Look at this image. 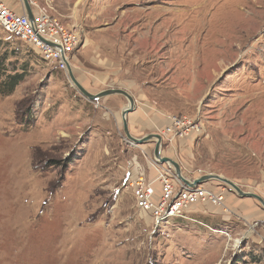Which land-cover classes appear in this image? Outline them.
<instances>
[{
    "label": "rangeland",
    "instance_id": "rangeland-1",
    "mask_svg": "<svg viewBox=\"0 0 264 264\" xmlns=\"http://www.w3.org/2000/svg\"><path fill=\"white\" fill-rule=\"evenodd\" d=\"M29 1L80 32L72 67L88 92L134 97L149 127L133 137L189 117L192 134L164 136L163 156L188 179L219 175L264 199V0ZM4 56L2 81L25 78L0 93V264H264L259 202L213 181L223 206L157 226L129 186L135 167L157 176L155 143L131 145L118 102H90L0 28Z\"/></svg>",
    "mask_w": 264,
    "mask_h": 264
},
{
    "label": "built area",
    "instance_id": "built-area-1",
    "mask_svg": "<svg viewBox=\"0 0 264 264\" xmlns=\"http://www.w3.org/2000/svg\"><path fill=\"white\" fill-rule=\"evenodd\" d=\"M0 28L31 47L44 62L65 73L66 62L72 64L76 52L85 46L75 26L64 23L48 9L37 6L33 8V18L30 19L0 0ZM168 120L169 126L161 131L163 137L187 138L194 130L189 117L169 116ZM151 163L157 176L149 178L143 172L136 178L131 177L129 186L138 210L148 214L157 226L171 219H189V214L198 205H224L225 188L219 191L208 189L205 185L188 188L177 179L172 167L154 161Z\"/></svg>",
    "mask_w": 264,
    "mask_h": 264
},
{
    "label": "water",
    "instance_id": "water-1",
    "mask_svg": "<svg viewBox=\"0 0 264 264\" xmlns=\"http://www.w3.org/2000/svg\"><path fill=\"white\" fill-rule=\"evenodd\" d=\"M22 3H23L25 14L30 19H32L33 18V8L31 6L30 1L22 0ZM66 64H67L66 74H68L69 79L71 80L72 84L90 102H97L101 99H105L111 96H123L124 98L127 99L128 106L122 110L121 117H122V122H123V130H124V133H125V136L128 142L133 146H141L149 142H154L155 147H154L153 156L156 162L161 165H168L172 167L174 170L175 176L184 186L188 188H195V187L207 184L209 182L218 181V182L224 183L227 186L231 187L241 198H249V199L256 200L257 202L261 204V206L264 209V199L261 196L255 193H249V192L243 191L237 184H235L231 180H228L222 176L208 174V175L199 176L198 178H195V179H188L183 174L182 167L178 162H176L175 160L169 157L163 156V136L161 134H149L140 139L135 138L131 135L130 130H129V124H128V116L131 113L136 111L137 104H136L134 97L130 93L122 89L112 88V89L100 92L98 94H91L76 79L73 73L72 64L69 62H66Z\"/></svg>",
    "mask_w": 264,
    "mask_h": 264
},
{
    "label": "crops",
    "instance_id": "crops-1",
    "mask_svg": "<svg viewBox=\"0 0 264 264\" xmlns=\"http://www.w3.org/2000/svg\"><path fill=\"white\" fill-rule=\"evenodd\" d=\"M112 97H114V98H112ZM116 97H118V96H111L110 98H108L106 103L109 104L110 101L111 102H118L120 105L119 109H120V111H122L125 108L124 107L125 104L122 102V100H118ZM120 114H121V112H120ZM166 120H168L167 116H166ZM128 124H129V129L131 131H133L134 133L144 132L149 127V124L145 120L144 112L139 106L135 112L131 113L128 116ZM155 126H156V124H155ZM161 131H163V130H160L159 132H161ZM172 153H175V152H172ZM169 155L172 157V155H174V154H169ZM143 172H145V171H143L141 168L135 167L131 177H135L139 174H142ZM196 178H198V177H196ZM242 201H241V205H243V206H249L250 205L249 202H242Z\"/></svg>",
    "mask_w": 264,
    "mask_h": 264
},
{
    "label": "trees",
    "instance_id": "trees-1",
    "mask_svg": "<svg viewBox=\"0 0 264 264\" xmlns=\"http://www.w3.org/2000/svg\"><path fill=\"white\" fill-rule=\"evenodd\" d=\"M6 57L0 58V65H5ZM4 71L0 70V81L5 77ZM25 74H12L8 75L6 80L0 83V93L3 95H12L17 86L24 81Z\"/></svg>",
    "mask_w": 264,
    "mask_h": 264
}]
</instances>
